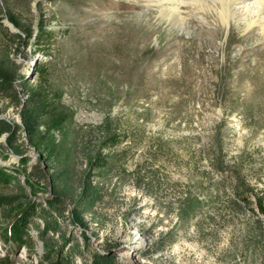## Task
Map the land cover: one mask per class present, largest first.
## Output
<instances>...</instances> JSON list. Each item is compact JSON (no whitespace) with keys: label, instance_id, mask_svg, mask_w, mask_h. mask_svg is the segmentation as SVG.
Returning <instances> with one entry per match:
<instances>
[{"label":"rangeland","instance_id":"1","mask_svg":"<svg viewBox=\"0 0 264 264\" xmlns=\"http://www.w3.org/2000/svg\"><path fill=\"white\" fill-rule=\"evenodd\" d=\"M256 38L235 24L179 31L145 0H0V59L16 86L42 85L71 112L68 157L52 169L22 130L13 148L0 136V171L14 177L0 176V264H264ZM0 117L21 124L5 94ZM62 170L63 186L77 193L86 179L99 193L91 210L69 197L48 207Z\"/></svg>","mask_w":264,"mask_h":264},{"label":"trees","instance_id":"2","mask_svg":"<svg viewBox=\"0 0 264 264\" xmlns=\"http://www.w3.org/2000/svg\"><path fill=\"white\" fill-rule=\"evenodd\" d=\"M17 74H16V66L11 63L8 59H0V95L5 94L6 98H9V101L12 105L18 109V113L20 115L21 124L15 125L12 123L6 122L4 119L0 117V136L2 134H7L9 139V146L13 148V144L10 142L13 138H15L16 134L22 130L28 138V142L31 146L36 147L41 151L42 157L47 156L49 159L48 169H52L50 163L57 162L59 165H63L60 163L61 156L68 157V148L65 143V121L71 119V112L67 110L62 105H59L58 101L52 98H48V96L44 92V86L40 85L37 88H27L28 83L22 80V83L17 87L16 86ZM26 95V99H22V97ZM108 117L106 118L103 125L97 128V131L103 134L104 132L109 133L108 129ZM45 125V131L43 136H50V132L57 131L61 134V139L57 142L54 139L51 141H46L44 138H40L39 128ZM109 144L113 143L112 138L115 137L114 134H109L108 136ZM40 138V139H39ZM43 145V148L41 147ZM50 174L49 182L51 183V187L53 190L52 200L47 201V205L49 208H55L56 205L64 203L65 200L69 197L73 202H75L78 206H81L82 210L89 211L92 209L93 203L98 198L99 193L91 186V183L84 179L78 186V192H74V190L70 189V186L65 185L61 179L65 178L64 170L58 171L56 174ZM1 179H5L6 181L13 180L14 177L10 173H3L0 171ZM13 201V198L5 199L3 203H10ZM8 201V202H6ZM32 209L30 207V213L25 212L19 218H15V224L23 225L25 227V223L27 219H29L32 214ZM48 212L47 210H45ZM48 215V213H46ZM179 215H182L181 213ZM75 219L81 221L80 215L78 212L74 214ZM181 217V216H179ZM22 229V228H20ZM25 232V231H24ZM22 234V232H20ZM100 260H93L94 264L98 263ZM104 264H108L109 262L105 259Z\"/></svg>","mask_w":264,"mask_h":264},{"label":"bare ground","instance_id":"3","mask_svg":"<svg viewBox=\"0 0 264 264\" xmlns=\"http://www.w3.org/2000/svg\"><path fill=\"white\" fill-rule=\"evenodd\" d=\"M145 1L168 25L179 31H189L190 23H195L198 27L209 26L214 30L222 28L227 33L235 24L244 36L258 37L256 46L264 48V0ZM143 239L137 233L136 241L143 242Z\"/></svg>","mask_w":264,"mask_h":264},{"label":"water","instance_id":"4","mask_svg":"<svg viewBox=\"0 0 264 264\" xmlns=\"http://www.w3.org/2000/svg\"><path fill=\"white\" fill-rule=\"evenodd\" d=\"M11 26H12V25H11ZM12 28H13V32H14V33H18V31H17V29H16L15 27L12 26Z\"/></svg>","mask_w":264,"mask_h":264}]
</instances>
